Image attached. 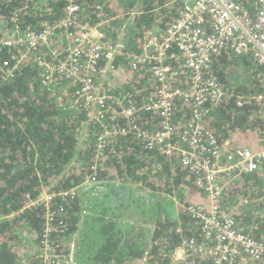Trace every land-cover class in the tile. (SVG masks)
I'll return each mask as SVG.
<instances>
[{
  "label": "built area",
  "instance_id": "2783aa9c",
  "mask_svg": "<svg viewBox=\"0 0 264 264\" xmlns=\"http://www.w3.org/2000/svg\"><path fill=\"white\" fill-rule=\"evenodd\" d=\"M63 1L64 17L46 23L41 30H23L14 19L13 26L0 34V52L18 50L11 60L1 62L0 58L3 79L13 78L31 58L41 69L42 86L57 96L60 106L87 111L96 145L94 170L108 149L116 152L115 143L123 138H134L187 169L206 200L183 204L199 228V236H187L178 227L182 239L169 251V264H264V236L242 231L234 208L224 204L234 181L264 169V142L257 149L234 145L230 140L221 141L207 125L213 107L233 95L214 71V63L224 54L234 63L253 62L261 91L249 98L264 101V0H173L182 6L180 15L165 31H149L137 53L127 51L125 27L113 40L97 27L102 22L93 26L83 20V7L76 0ZM118 56L129 59L131 72L142 66L151 72L155 87L141 100L131 91L120 94L105 83L108 74H123L115 72ZM130 71L124 72V83H130ZM179 102L187 105L189 118L177 119ZM144 116L154 125L147 127ZM91 179L96 178L88 177L83 183ZM79 187H47L22 209L42 211L43 254L38 264L73 263L65 255L62 239L72 233L70 204ZM240 203L249 200L240 199ZM147 256L125 264H149Z\"/></svg>",
  "mask_w": 264,
  "mask_h": 264
},
{
  "label": "trees",
  "instance_id": "16d2710c",
  "mask_svg": "<svg viewBox=\"0 0 264 264\" xmlns=\"http://www.w3.org/2000/svg\"><path fill=\"white\" fill-rule=\"evenodd\" d=\"M251 1L254 3V0ZM76 2L83 7L81 17L91 25L94 22H103L101 15L114 12V0ZM137 2L138 9L134 11L132 19L131 10ZM63 9V0H0V34L13 26L14 19L23 30L39 31L46 23L62 19ZM181 11V4L173 0L125 2L123 38L127 51L137 53L141 50L154 17H158L155 20L168 26ZM112 36L114 38H110L113 40L118 37L117 34ZM16 53L17 49H4L0 52L1 62L11 60ZM127 60L126 68L130 69L129 59ZM242 63L241 66L234 63L228 54H224L214 63V71L220 82L231 88L233 95L213 107L209 128L221 141L223 138L232 137L233 143L236 142L234 145L258 148L264 142V101L249 98L261 91L258 70L250 62ZM236 67L240 70V77L237 78ZM134 73L135 78L126 85L125 91L130 90L136 100H141L142 95L147 94L155 85L144 81V77L148 78L145 66ZM123 74L116 78L124 79ZM125 78L127 80L126 75ZM118 84L117 81V84L110 85L116 92L124 94V89H118L123 86H116ZM141 90L142 93L138 94ZM239 100L243 103L239 104ZM178 115L179 112L177 119ZM86 120V110L60 106L57 96L42 86L41 69L31 58L9 80L3 79L0 70V264H20L21 253L16 241L21 240L20 231L23 229L28 230L40 244L42 211L34 207L22 209L49 186L67 188L81 184L88 177H94L98 180L137 181L157 191L156 182H153L155 177H173V185L181 186L182 190L197 189L191 178L187 177L186 168L166 160L153 150H148L134 138L116 141V152L115 148L108 149L105 159L94 170L92 165L96 145L92 141L93 136L87 142L88 145L79 148L81 129ZM142 121L147 127L153 125L147 120V116ZM162 167L164 168L161 169ZM154 170L157 172L154 173ZM151 175L155 176L153 180L150 179ZM262 183L264 182L259 172L245 174L229 186L224 198L225 206L235 209L234 216L239 228L257 238L264 236ZM240 199H247L249 203L241 204ZM76 202L77 200L73 207ZM238 202L242 206H237ZM179 215L180 220L161 217L158 219L151 241L146 247L148 256L142 242L138 241L139 229L122 244V234L106 221L103 226L106 244L98 253L97 261L102 264H124L125 259L128 261L147 256L149 264H169V251L178 246L182 239V234L177 231L178 227L187 236H199V228L187 212L182 209ZM74 222L73 219L72 230Z\"/></svg>",
  "mask_w": 264,
  "mask_h": 264
},
{
  "label": "rangeland",
  "instance_id": "374dc122",
  "mask_svg": "<svg viewBox=\"0 0 264 264\" xmlns=\"http://www.w3.org/2000/svg\"><path fill=\"white\" fill-rule=\"evenodd\" d=\"M114 31L116 32V30ZM121 32L122 29L118 31V37ZM57 41L63 48L64 42L61 36H59ZM125 62H128V60L124 59V70L118 69L119 73L129 71ZM249 62L253 67H256L253 62ZM236 70L238 72H236L237 78L240 77V70L238 67H236ZM120 76L121 74L116 77ZM127 84V82L124 83V90ZM186 108L178 106V119L186 115ZM149 121L151 122V120ZM154 123L153 121L152 124L154 125ZM93 133L92 118L87 115L86 123L81 129L79 148L83 145H88L87 142L94 136ZM153 172L156 173L157 171L154 170ZM258 172L264 182V169ZM151 177L150 179L153 180L155 176L151 175ZM187 177L190 179L188 173ZM153 182H156L157 191L151 190L141 182L124 179H91L86 183L82 182L80 184L77 199L79 201L76 204L79 203L81 205V211L78 219L74 220V229L72 230V234L75 233L77 237H69L67 245L64 246L65 255L68 259H72V264L94 263L96 260L94 257L98 255L106 244V235L103 231L106 221L113 224L115 230L122 234V244H124V240L132 238L134 236L133 232L139 229V231L137 230L139 232L138 241L142 242V246L146 249L151 241L156 223L154 222L153 226V221L160 217L169 218L170 213L174 210L180 213L182 209L184 210L182 208L183 204H186L189 200L192 201L195 193L199 191L196 188L182 190L181 186L173 185V177H155ZM262 188L264 190V183H262ZM239 205L241 204L238 202L237 206ZM82 210L85 211L83 212ZM233 210L235 211V209ZM262 210L264 211V205ZM132 227L134 230H132ZM20 234L22 236L21 240L16 241L17 248H19L18 250L21 253L20 264H30L32 261L38 263L43 254L42 246L36 242L28 230L23 229ZM122 252L124 253V251ZM126 262L125 259L124 264ZM110 264L115 263L111 262Z\"/></svg>",
  "mask_w": 264,
  "mask_h": 264
},
{
  "label": "crops",
  "instance_id": "0c3cea01",
  "mask_svg": "<svg viewBox=\"0 0 264 264\" xmlns=\"http://www.w3.org/2000/svg\"><path fill=\"white\" fill-rule=\"evenodd\" d=\"M128 1V0H127ZM127 1L126 0H114V2H113V10H114V12H112V13H109V15H101V18H103V24L102 25H99V26H97L99 29H103L104 30V32H106L107 33V35L109 36V37H112V38H114L113 36H112V34H114V36L117 34L118 35V31L119 30H121V29H123L124 30V10H125V2L127 3ZM122 7H121V6ZM138 5H139V2H137L136 3V5L134 6V8L131 10L132 12H134L136 9H138L137 7H138ZM131 11H129V12H131ZM128 13V12H127ZM131 16H132V14H131ZM130 16V17H131ZM158 17H154V22L151 24V26H150V28L148 29V32L149 31H153V32H157V33H159V32H163V31H165V29L167 28V26L166 25H163V24H161V21H158V20H155V19H157ZM133 19V18H132ZM98 23H100V22H98ZM97 22H94L93 24L94 25H97L98 24ZM93 25V26H94ZM114 30H116V32L114 31ZM113 32V33H112ZM117 39V38H116ZM145 39V38H144ZM115 40V39H114ZM143 42H144V40H143ZM142 45H143V43H142ZM242 62H244V61H242ZM242 62H241V65H242ZM115 64L118 66L117 67V69H123L124 70V56H118L117 57V59L115 60ZM236 64H238V65H240V62H237ZM128 66H129V64H128ZM129 71H130V69H129ZM116 73H118L119 74V70L118 71H115ZM131 72V71H130ZM147 72H148V78H145L144 77V81H149L150 83H151V81H152V77H151V72L149 71V69L147 68ZM131 74H132V78H135V73L134 72H131ZM228 75H229V73H227ZM137 76V75H136ZM117 81L119 82V84L118 85H116V86H124V79H121V78H116V77H114L112 74H108L107 75V77H105V83L106 84H111V85H115V84H117ZM236 83H237V81H236ZM237 85H238V83H237ZM234 86H236V85H234ZM127 87V86H126ZM119 90H122V89H124V87L123 88H118ZM178 106H184L185 108L187 107V105L186 104H184L183 102H179V104H178ZM188 112H189V110H188V107L186 108V116H184V119H186V118H189L190 117V113L188 114ZM207 125H208V127L210 126V114H209V117H208V120H207ZM226 141V140H230L232 143H233V140H234V138H232V137H227V138H223L222 139V141ZM234 143H236V142H234ZM233 143V144H234ZM239 146V145H238ZM259 148V147H258ZM257 149V148H256ZM204 193L203 192H200V191H198V192H196L195 193V195H194V199H196V200H200V199H203V200H206V197L203 195ZM181 199V198H180ZM77 201H79V200H77ZM80 211H81V205L79 204V203H77L72 209H71V219H70V222L71 223H73V219L74 220H77L78 219V216H79V214H80ZM83 212L85 211V210H82ZM178 216H179V212L177 211V210H174L173 212H171L170 213V216H169V218L168 219H177L178 218ZM157 221H158V219L156 218L154 221H153V226H154V222H156L157 223ZM156 223H155V225H156ZM77 237V235L75 234V233H70L67 237H65V238H63L62 240H63V242L65 243V246L67 245V243H68V238L70 237V238H72V237ZM96 257L97 256H95L94 258L96 259ZM93 264H102L101 262L99 263L98 261H97V259L94 261V263Z\"/></svg>",
  "mask_w": 264,
  "mask_h": 264
},
{
  "label": "bare ground",
  "instance_id": "6f19581e",
  "mask_svg": "<svg viewBox=\"0 0 264 264\" xmlns=\"http://www.w3.org/2000/svg\"><path fill=\"white\" fill-rule=\"evenodd\" d=\"M65 5V4H64ZM44 27V26H43ZM42 27V28H43ZM177 54V56L181 59V60H183V61H185L186 60V58H185V56H184V54L183 53H181V52H177L176 53ZM128 84H129V82H128ZM126 90V89H125ZM130 91V90H129ZM67 108V107H66ZM87 112V111H86ZM42 193V192H41ZM40 193V194H41ZM37 199V198H36ZM35 199V200H36ZM78 199V196L74 199V200H72V202H71V204H70V208H72L73 207V203H74V201H76Z\"/></svg>",
  "mask_w": 264,
  "mask_h": 264
},
{
  "label": "flooded vegetation",
  "instance_id": "af4514ba",
  "mask_svg": "<svg viewBox=\"0 0 264 264\" xmlns=\"http://www.w3.org/2000/svg\"><path fill=\"white\" fill-rule=\"evenodd\" d=\"M148 249H146V253H147Z\"/></svg>",
  "mask_w": 264,
  "mask_h": 264
},
{
  "label": "clouds",
  "instance_id": "9594fccd",
  "mask_svg": "<svg viewBox=\"0 0 264 264\" xmlns=\"http://www.w3.org/2000/svg\"><path fill=\"white\" fill-rule=\"evenodd\" d=\"M188 172V171H187ZM189 174V173H188Z\"/></svg>",
  "mask_w": 264,
  "mask_h": 264
}]
</instances>
